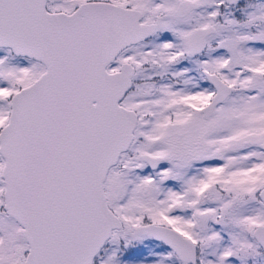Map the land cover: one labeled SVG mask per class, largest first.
I'll return each instance as SVG.
<instances>
[{
    "label": "snow or ice",
    "instance_id": "obj_1",
    "mask_svg": "<svg viewBox=\"0 0 264 264\" xmlns=\"http://www.w3.org/2000/svg\"><path fill=\"white\" fill-rule=\"evenodd\" d=\"M0 264H264V0H0Z\"/></svg>",
    "mask_w": 264,
    "mask_h": 264
}]
</instances>
